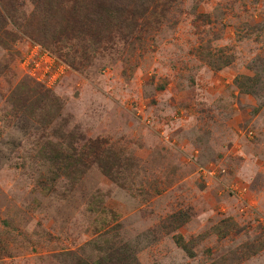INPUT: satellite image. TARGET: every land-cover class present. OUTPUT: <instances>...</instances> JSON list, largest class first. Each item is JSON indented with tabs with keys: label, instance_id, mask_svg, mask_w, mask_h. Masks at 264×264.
<instances>
[{
	"label": "rangeland",
	"instance_id": "374dc122",
	"mask_svg": "<svg viewBox=\"0 0 264 264\" xmlns=\"http://www.w3.org/2000/svg\"><path fill=\"white\" fill-rule=\"evenodd\" d=\"M32 1L0 0V264H264V0H79L45 42Z\"/></svg>",
	"mask_w": 264,
	"mask_h": 264
},
{
	"label": "trees",
	"instance_id": "16d2710c",
	"mask_svg": "<svg viewBox=\"0 0 264 264\" xmlns=\"http://www.w3.org/2000/svg\"><path fill=\"white\" fill-rule=\"evenodd\" d=\"M101 1L104 2L103 5L100 6L104 9V14L93 15L92 18L89 19V22L87 23L85 29H122V26L128 25L129 20L126 19V13L129 12L132 15H135V12H130L128 10L132 0ZM135 1L138 2L140 0ZM32 2V19L28 22V24L25 25V29H27V33L30 36H36V32L39 29H43L42 24L54 27L55 29H60V27L69 26L68 24H63L64 11L66 7H73L79 10L85 9L87 7L86 4L82 3L79 0H74L71 3L65 4H62L61 0H33ZM86 12H89V9ZM43 30L44 32H39L38 40L45 42V29ZM60 40L61 39H58L56 41ZM69 46L77 47L75 43ZM178 243L180 245L183 244L179 241ZM110 256L113 258H111L112 261H110L109 264H122L121 252L116 251L115 253L110 254Z\"/></svg>",
	"mask_w": 264,
	"mask_h": 264
}]
</instances>
